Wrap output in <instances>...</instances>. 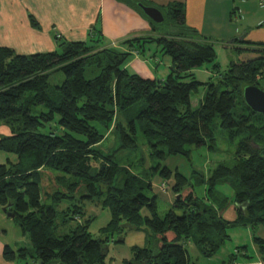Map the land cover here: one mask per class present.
<instances>
[{
  "label": "trees",
  "instance_id": "trees-1",
  "mask_svg": "<svg viewBox=\"0 0 264 264\" xmlns=\"http://www.w3.org/2000/svg\"><path fill=\"white\" fill-rule=\"evenodd\" d=\"M119 1L146 19L151 29L150 35L121 42L124 49L106 46L96 29L86 41L56 35V49L46 53L22 55L0 46V126L9 130L8 136L0 137V152L16 156L0 164V208L14 214L12 219L29 243L16 250L5 246L6 262L110 264L109 237L124 227H145L152 233L149 246L132 247L131 257L121 264H189V241L208 259L230 240V229L264 227V115L252 112L242 94L249 85L264 90V44L240 39L222 45L257 56L229 63L222 72L213 64L216 80L203 83L194 72L214 61L219 45L186 25L182 3L156 7L163 16L158 24L137 6H151L144 0ZM29 21L39 29L32 16ZM152 45L170 59L163 79L143 78L126 68L132 54L144 57ZM54 71L63 74L59 85L51 83ZM86 73L95 76L86 79ZM201 86L204 94L192 108L191 94ZM140 102L144 108L126 120L128 133L120 118ZM217 127L230 142L237 140L236 150L231 160L211 172L205 196L212 195L216 183L230 179L237 187V218L232 222L195 198L179 173L170 185L172 208L159 216L156 197L145 194L153 191L149 179L119 166L113 155L100 150L112 133L118 134L119 149L135 150L139 132L150 157L186 155V146L207 143L212 148ZM151 170L165 182L171 176L167 168ZM48 175L56 185L52 192L44 190ZM83 198L110 213L97 238L88 231L94 217L86 216ZM251 240L264 264V238L252 235Z\"/></svg>",
  "mask_w": 264,
  "mask_h": 264
},
{
  "label": "rangeland",
  "instance_id": "rangeland-1",
  "mask_svg": "<svg viewBox=\"0 0 264 264\" xmlns=\"http://www.w3.org/2000/svg\"><path fill=\"white\" fill-rule=\"evenodd\" d=\"M165 26V24H164ZM150 51H146V57L150 56L151 62L155 69H158L159 75L155 78L158 80L161 78L160 74H165L164 77L169 73V66L167 62L170 59L167 56H163L160 53L159 47L152 45L149 47ZM216 57L211 63H205L202 67L195 70L196 80L200 82H208L209 80L215 81L217 77V71L222 72L228 67L229 63H239L244 60L252 59L257 55L246 52H237L228 48H221L217 46L215 48ZM148 55V56H147ZM144 56V57H145ZM155 57V62L153 58ZM149 58V57H148ZM159 61V62H158ZM217 64V71L212 70V65ZM130 73H133V69H128ZM93 73L85 74L86 79H91ZM140 76V75H139ZM142 77V76H141ZM63 80V74L59 71H54L51 74L52 85H59ZM264 87V86H263ZM205 91V87L201 86L198 88L196 93L191 94V106L196 108L198 106L199 99L202 98ZM144 103H136L133 105L129 112L124 113L120 120L123 122V126L126 131H128V126L126 120L135 116L141 109L144 108ZM217 124V121H216ZM215 144L212 148L207 143L205 145L195 147L186 146V155L177 156H165L164 159H159L158 157L149 156V148L145 139L141 134L137 133V147L135 150L130 149H119L120 140L118 134L112 133L108 135L101 143L100 150L105 154H111L114 156V161L123 167L131 169L135 175H141V178L149 179L153 186V191H146L145 194L148 197H156V206L159 216H163L168 210L172 208L173 204V193L170 190V185L174 183V174L179 173L187 179V183L192 186L194 197L198 199H203L205 203H210L214 208L219 209L221 217L227 221H234L237 218V211L235 209V194L236 186L230 180L219 181L216 183L212 195L206 198V183L207 179L211 176V172L220 163H226L231 158L234 157L236 150L237 140L230 142L219 130V128L214 129ZM7 159L14 161L16 159L15 155L0 152V164H5ZM162 169L167 168L170 171V178L166 182L161 179L156 172L157 170H151V168ZM147 177H146V176ZM165 189L161 187L162 183ZM44 190L52 192L55 188L53 181V176L48 175L45 179ZM188 193V192H187ZM85 194V191H83ZM181 195H184V191ZM180 195V196H181ZM80 198V194L76 195ZM208 199V201L206 200ZM81 201L86 202V216L94 217L89 225V233L92 238L99 237V230L106 226L110 220V213L107 209H102L96 201L90 202L87 198L81 199ZM51 201H47L50 204ZM222 204V206H220ZM7 222L6 234H1L0 238H4L11 245L10 239L21 240L24 239L20 235V231L13 219ZM72 224V222H71ZM230 240L227 241L222 249H220L213 258H204L198 250L195 248L192 242L185 244V248L188 252L189 264H239V263H255L258 261V255L256 248L254 247L251 236H258L264 238V227L258 226L254 229L249 228V226L236 227L229 230L228 233ZM152 233L149 229L145 227L134 230L130 227H124L119 233L109 237L108 245V255L106 262L110 264H121L122 260H128L131 257V248H147L151 241ZM25 242L18 245V248L29 246L26 244L27 239L23 240ZM17 248V249H18ZM240 252L237 249H240ZM242 254L250 256V259H245ZM15 264H32L30 260L27 261H16ZM52 264H57L56 262Z\"/></svg>",
  "mask_w": 264,
  "mask_h": 264
},
{
  "label": "crops",
  "instance_id": "crops-1",
  "mask_svg": "<svg viewBox=\"0 0 264 264\" xmlns=\"http://www.w3.org/2000/svg\"><path fill=\"white\" fill-rule=\"evenodd\" d=\"M144 1L158 8L182 3L186 25L221 48L240 39L264 44V0ZM29 16L37 21L39 29L31 26ZM91 29L102 35L106 46L119 49L123 48L121 42L127 39L151 34L147 20L119 0H0V46L17 54L51 52L56 49V35L67 41H86ZM148 57L132 54L126 68L143 78L157 79L158 69ZM153 61L156 63L155 57ZM164 75L160 74V79L165 78ZM8 135L9 130L0 126V137ZM10 219L0 208V235L6 234ZM22 237L21 240L11 238L12 245L0 238V264H15L17 260L10 263L4 260L3 251L5 246L16 250L25 242ZM244 264L261 263L258 260Z\"/></svg>",
  "mask_w": 264,
  "mask_h": 264
},
{
  "label": "water",
  "instance_id": "water-1",
  "mask_svg": "<svg viewBox=\"0 0 264 264\" xmlns=\"http://www.w3.org/2000/svg\"><path fill=\"white\" fill-rule=\"evenodd\" d=\"M143 14L154 23H162L163 16L160 10L153 6L137 5ZM243 100L249 109L257 114L264 115V90L256 85H249L243 89ZM5 210V209H3ZM7 217L14 218V214L6 213ZM38 264H42L38 262Z\"/></svg>",
  "mask_w": 264,
  "mask_h": 264
}]
</instances>
